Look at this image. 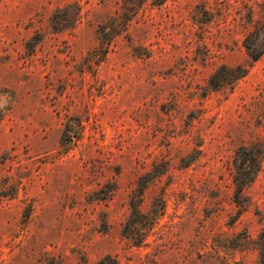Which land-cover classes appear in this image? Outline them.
<instances>
[{"label":"rangeland","instance_id":"374dc122","mask_svg":"<svg viewBox=\"0 0 264 264\" xmlns=\"http://www.w3.org/2000/svg\"><path fill=\"white\" fill-rule=\"evenodd\" d=\"M262 51L264 0H0V264H262Z\"/></svg>","mask_w":264,"mask_h":264},{"label":"trees","instance_id":"16d2710c","mask_svg":"<svg viewBox=\"0 0 264 264\" xmlns=\"http://www.w3.org/2000/svg\"><path fill=\"white\" fill-rule=\"evenodd\" d=\"M126 2V1H125ZM128 1L125 3L127 5ZM126 16V14H125ZM116 21V19H115ZM131 22L130 16H126V18H122V20H117L112 26L116 35H119L122 30L128 29V23ZM264 54L262 52H250V57L252 58V63L258 61L260 57ZM239 71V77H235L234 74ZM248 73V68H236V69H229V68H220L215 75L211 79L210 85L213 88H217L219 86H227L230 85L235 81V79L244 78ZM238 76V75H237ZM244 152L246 153L249 160L243 161V163L239 166L240 171V178L237 179V191H236V200L239 203V200L243 197V191L246 186L251 184L260 171V164L263 159V151L259 148L257 144L251 145L250 147H244ZM250 154L248 155V153ZM262 264H264V251L262 252Z\"/></svg>","mask_w":264,"mask_h":264}]
</instances>
